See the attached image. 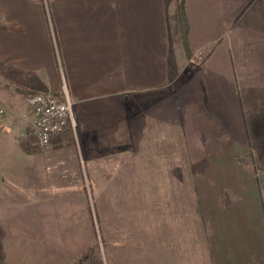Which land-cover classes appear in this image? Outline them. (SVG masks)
Segmentation results:
<instances>
[{
    "label": "crops",
    "instance_id": "crops-1",
    "mask_svg": "<svg viewBox=\"0 0 264 264\" xmlns=\"http://www.w3.org/2000/svg\"><path fill=\"white\" fill-rule=\"evenodd\" d=\"M184 3L189 63L177 0H0V65L24 72H0V242L64 243L40 256L71 264L102 179L104 264H264V172L243 161L238 101L264 98V0ZM37 85L73 108L48 152Z\"/></svg>",
    "mask_w": 264,
    "mask_h": 264
},
{
    "label": "rangeland",
    "instance_id": "rangeland-1",
    "mask_svg": "<svg viewBox=\"0 0 264 264\" xmlns=\"http://www.w3.org/2000/svg\"><path fill=\"white\" fill-rule=\"evenodd\" d=\"M179 5V0H177V7ZM179 21V19H178ZM181 30V29H180ZM183 44V40H182ZM184 48V45H183ZM185 51V48H184ZM186 61L189 63L191 57L189 58L186 54ZM198 60H196L197 62ZM187 63V64H188ZM182 70V61L176 71L181 72ZM183 73L180 74V77L174 81L171 85L170 89L176 91L175 94L182 93L181 81H182ZM33 92H38L33 91ZM178 96V95H176ZM191 100V99H190ZM190 100H185L190 101ZM192 102L194 100H191ZM224 106L228 103V100H223ZM239 107H242L240 111V123L246 125V129H248V137H253V146H248L246 148L247 154L246 158L243 159L244 163H246L247 159H249L248 165L250 170H254L256 173L260 174L264 172V129L260 125V120L262 114L259 112L264 108V98H255V99H239ZM186 104L183 103V98L178 96L175 100V106L183 107ZM251 108H255L254 115L251 114ZM240 110V109H239ZM180 116V114H179ZM222 119L224 123L231 122L230 113H224L222 115ZM255 121V122H254ZM252 127V129H251ZM242 149V148H241ZM244 166L246 164H243ZM260 172V173H259ZM259 181H263L262 178L258 179ZM165 179L159 180H144V185L152 187L154 189L151 192H157V188H160L162 185L166 184ZM88 183L85 180V184ZM149 183H152L149 184ZM91 187V185H90ZM88 186V201H89V210L85 212L78 213L80 222L85 220L87 215V220L89 223H92L94 231L93 234H89V240L84 246L78 249V255L71 264H104L103 261V252H104V235H103V194H102V179L95 180V188H90ZM145 188V187H144ZM148 196H144L146 198ZM159 197V195H158ZM149 214V212H148ZM91 220V221H90ZM90 228V227H89ZM92 231V230H91ZM109 231V229H108ZM34 235H38L33 233ZM2 238V237H1ZM64 243H54V242H30V243H17V242H0V264H45L44 260L40 256L41 253L45 256L46 250L45 248H50V253L55 254L56 251H60L63 247ZM112 245V244H111ZM108 246V245H107ZM65 247H69L65 243ZM80 247V246H79ZM86 254L89 256V259L84 260Z\"/></svg>",
    "mask_w": 264,
    "mask_h": 264
},
{
    "label": "built area",
    "instance_id": "built-area-1",
    "mask_svg": "<svg viewBox=\"0 0 264 264\" xmlns=\"http://www.w3.org/2000/svg\"><path fill=\"white\" fill-rule=\"evenodd\" d=\"M27 104L35 115L38 147L48 152L55 138L74 125L72 103L51 93H37L27 98Z\"/></svg>",
    "mask_w": 264,
    "mask_h": 264
},
{
    "label": "trees",
    "instance_id": "trees-1",
    "mask_svg": "<svg viewBox=\"0 0 264 264\" xmlns=\"http://www.w3.org/2000/svg\"><path fill=\"white\" fill-rule=\"evenodd\" d=\"M178 19H179V26L181 29V35H182V40H183V45L186 51L187 56L190 58L192 56V50H191V46H190V42H189V35H190V23H189V19L187 16V12H186V8H185V3L184 0H179V5H178ZM0 72L2 74H4L6 77L8 78H13V77H17V76H22V74L24 73L21 70L15 69L13 67H9V66H5V65H0ZM12 81V82H11ZM10 83L16 87L17 91H21L23 93H26L22 90L21 85H18L16 83H14V80L11 79ZM10 84H8L9 86ZM37 89L38 92H34V93H48V91L44 88L41 87L39 85H37ZM26 95H31L30 93L26 94ZM34 95V94H32ZM89 259V256L86 254L84 260Z\"/></svg>",
    "mask_w": 264,
    "mask_h": 264
}]
</instances>
